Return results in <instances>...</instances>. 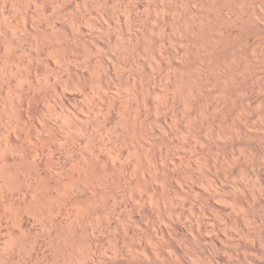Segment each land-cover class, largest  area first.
Here are the masks:
<instances>
[{
  "label": "rangeland",
  "instance_id": "1",
  "mask_svg": "<svg viewBox=\"0 0 264 264\" xmlns=\"http://www.w3.org/2000/svg\"><path fill=\"white\" fill-rule=\"evenodd\" d=\"M29 2L32 4L30 8L27 6L30 4L26 5V3ZM47 22H55L57 26L54 25L52 28H58H55V30H58L56 32L62 37L63 35L65 36L66 33H70L71 36H69L73 38V33H71L72 31L70 28L79 26L80 28L77 29V27H74V29L77 31L82 29V33L80 31L81 36L78 34L79 32L77 33L80 40L77 38L78 41H76L74 48L63 45L57 53H53L54 55L52 54L53 56H51L49 53H52V48L49 44V38L43 35L46 34L45 32H49V30L50 32H54V30H51L49 26L47 27L50 29H46L47 27L45 25H47ZM0 24L4 31L10 30L7 31V33L5 31L6 35H4L5 33L0 34L1 38L10 34L11 28H14V30L16 28L20 38H22L20 39L22 40V43L20 42L22 47L19 43L20 48L17 46L18 49H16V39L13 40L16 44L13 41L8 42L11 46V43H14L12 48H15L16 51L12 48L11 50L19 54L25 53L24 55L22 54L24 58L20 63L23 64L24 62L28 68L31 65V70L27 68L29 71L24 66L27 70L25 71L24 68V70L21 68L23 65L20 64V68L24 72L20 69L23 75L18 76L26 77L31 73L32 76L29 74L25 80L29 78L27 81H33V83H35V74L37 80L40 79L39 81L45 80L41 79L45 76L48 82L51 81L49 83L45 81L46 84H44V81L43 83H39H42L41 86L44 85V87L40 86L41 88H39L41 90L39 91L38 89V92L46 96L44 97L42 95L41 97H44V100L47 98V104L52 102L55 105L50 95L53 97L55 94H52V92L61 88V85L63 88L64 85V82L58 80L54 81L56 74H58L57 76H61L62 79L64 77L63 81H65L66 78L69 79V76L74 77L72 75L79 74L82 81L81 83L89 90L92 85L98 86L103 84L100 94L105 90L108 95L105 96L104 94L101 101H98V106L95 108L93 107L95 106L94 102L84 105L83 103H87V100L85 101V99H83L82 94L80 96V93L71 92L70 89L72 88L73 81L71 78L69 80L66 79L67 84L68 81H70L69 83L71 85H68L69 92H65H68V95H63V101L65 104L68 102L67 104L69 106H66L67 108L70 107V109L67 110L69 112L73 110L74 112L72 111L70 114L69 112L66 113L67 110L64 112L71 115V117H73V113H76L79 117L78 119H75L77 117H73V120L69 119L73 121L72 123L75 127H73V131L78 127L76 126L78 121V125L83 128L81 131L84 130L83 133L92 132L94 131L93 129L97 128L98 134L96 130L92 132V134L95 133V136L97 134L95 138L98 141H95L96 143L98 142L96 144L99 145L97 146L98 148L100 147L101 150H103L105 145H110L114 142L115 146L114 144L110 145V149L113 146L116 147H113L116 149V152L112 148L113 151L110 152V149H108L109 151L105 153L104 150H107L106 147H109L106 146L102 152L104 154H102L100 152L101 150H97L98 148H96L94 138L93 143L89 141L94 135H89L91 138L87 143V138L85 135L81 134L80 130L77 128V135L79 133V137H81L76 141H78L80 145L78 142L74 143H78V147L73 145L75 147H72L71 151L72 154L73 152L77 153V151L79 154L72 155L70 153L71 157L68 158L69 160H73H66L65 158L67 157H65L64 154H66V156L68 154L64 147L67 148L68 146L63 136L65 135L64 137H66L67 133L64 132V135L62 133L64 127L67 128V126H69L71 128H68L72 130L73 125H71V123L69 124L68 122L70 121L67 119L65 120L67 121L66 124L64 123L66 126L61 127L62 121L64 120H61L62 118L56 114L58 110H61L63 113L62 108L59 109L61 105L57 98L58 95L54 97L58 100V105L60 106H55L58 110L55 107L53 108L55 112L51 109V111H53L51 115L53 117H51L49 114H46L49 113V107L46 106V102L44 100L42 101L35 93L39 86V84H36L39 81L34 84L37 86V88H35L36 86L34 87V91L31 88L34 92L33 96L35 97L31 99V97L33 98V96H31L32 91L28 89V83L26 84V82H24V77L21 78L23 81L19 78L20 81L24 83V85L22 84L23 86H21L24 88L20 87V89L27 88L29 94L27 89H25L26 91L23 90L25 93L20 91L19 85H17L18 83L15 85L18 79L16 80L15 77L12 78L14 83L11 80L12 83L10 85L13 84L12 86L18 87V89L17 87L14 88L17 89L15 94H19L18 91H20L19 96L22 98L20 102L19 96H17L18 99H14L15 101L12 100L17 94L15 95L14 92L10 90L12 87L9 89L7 85L1 84L2 79L0 78V90L2 95L0 98L1 109H3V107H5L4 104H6L7 108L10 106V110L5 108L8 110L6 112L9 114L10 111V113L14 114L13 111H15L17 107V109L21 108L20 103L24 101L21 105L22 108L16 110L15 118L18 117L16 119L13 118L11 121L12 124L14 122L13 125H15V122L17 123L16 128L12 126L10 121L8 123H5L6 121L4 122L8 114H2L4 120L0 117L6 126L8 125L9 127V123L11 124L9 128H5V125L0 121V125H4V127L0 126V129H2V132H0L1 137L6 136V138H8V136H10L8 138L10 142L8 139L6 140L5 137H3L4 139L2 141L0 137V141L3 142H0V147L8 145L5 149H3L4 147L2 148L5 150L4 152L7 150V155L5 153L2 154L3 152L0 153V159L2 160L3 158V161L5 160L4 162L0 161V164L2 162V165L4 163L5 166L4 168L2 165L0 166V169L3 168L5 171L2 170L0 174L5 173L3 174L5 178L9 174V177L7 176V179H5L6 183L2 177L0 178V184L4 182L3 184L6 185L8 182V184L11 185L9 183L11 181L7 180H10V175L12 174L11 176L17 177V180L13 177L14 180L12 179V181L14 182H12V184H17L16 181H18V189H21L22 185L23 187L31 186V189L32 185L27 183V179L30 181L32 177L33 181H31V183L33 184L34 177H36V175H38L37 173L40 171V168L34 167L35 165H40L41 167L42 173H39V177L41 174H43V176L48 174L47 177L52 180L53 178L50 174L52 173L53 177L56 176L58 178L63 169L66 167V169H68L71 161L73 171L74 166H77L79 163H84L85 165V161L90 160V162L87 161L89 163L86 162V165L88 164L87 168L90 166L89 168H93V171H96L94 170V168H96L98 172L101 168L103 172L101 174H104V176L106 175L105 177H107V174L109 177V173H111L110 178L107 177V179H110L107 180L109 183H106V180L104 181L107 186H105V184L98 186L100 185V181L97 180L99 182L98 184L94 179L97 176H92V174L97 173L98 177L100 174L96 171L90 175L89 173H91V171H88L89 169L83 170V168H86V165L77 166L84 171L81 173V178L79 175L77 176V172H79L77 168L75 174L69 169L70 171L68 170V172H72V174L70 173L69 175L66 169V172L63 170L65 173H61L62 178L64 174L67 183L69 182V178H71L72 181H74L73 178H78V181L75 179V183L77 184L79 178L84 180L88 175V180H86L92 182H89L91 186L94 183V185L97 186L96 188H94L95 186H87L88 182L84 181L86 182L85 184L80 180L83 184L79 182L81 185H79V190L85 185L87 186V188L85 186L86 192L82 193L81 191V195L84 194L82 199L79 194L80 192H76L78 188H76L77 185H73L74 183L72 182V188L75 187L76 189L72 190L69 188L70 186L68 187L69 191L65 189L67 196L64 194V197L67 199L61 204L59 202L60 199L64 201L65 198H63V196H58L61 198H59V200H54L57 199V191L64 190L71 182L66 186L64 185L65 187L63 188L61 185L62 181H59V179L58 182H60L62 188L60 189L61 186H59V183H56L59 187L54 186L55 189H58L55 190L52 185H54L53 183L56 181V177L53 181L50 180V182H48L49 180L47 179V183H52L50 188H52V191L54 190V194L49 192V195V184H47L48 186L46 187L48 188H46L45 191L42 189L44 192L42 190L40 192V186L43 185L41 183H44L47 177L44 176V178L41 179L42 177L39 178L37 176L38 179H35L40 186L37 185L38 183L35 181L33 187L37 186L39 190L32 188L33 195H31L30 189L26 192L25 190L27 187L22 188L21 190L25 192L23 195L24 197H22L24 192L22 193L21 190V193L12 190L16 187L15 184L10 186L12 189L7 187L8 190H12L8 192L6 186L2 184L3 186H1L4 189V194L7 192L8 195H5V197L4 194H1L3 197L0 195V253L2 255L4 254L3 260L5 259L7 262L11 260L9 259V257H12L11 253L13 252V254H15L12 260L7 264H92V259L94 260V258H92L91 253L93 252L96 254L93 253V257H95L96 262L98 259V264H264V0H0ZM31 24H34L33 27H37L40 30L37 28V31L33 30L34 28ZM48 32L45 36H49L50 32ZM69 36L67 35L65 38H69ZM1 38L0 45L4 43L1 42ZM8 44L5 45L9 46L8 48L10 49L11 46ZM0 47V53H2L1 56H3V49H5V46L1 45ZM30 50L32 51L31 54L28 53ZM27 53L28 55L30 54L29 58L26 57ZM19 54L17 55L20 57L19 59H21ZM57 54L63 57L72 54L73 67L70 65L72 69H68L67 66L65 67L66 64L63 63L64 66L60 64L63 67L56 65L54 61L55 56L58 59ZM29 59L33 61V63L29 61L31 64L27 65ZM1 61L2 57L0 58V63H2ZM32 64H34V66ZM35 70L37 74L34 72ZM71 70L77 71L78 74H72ZM67 72L71 74L68 77L67 75L69 73L67 74ZM24 73H27V75ZM56 83L57 88L54 87ZM60 83L62 84L59 85ZM4 88H8L9 91H6ZM60 90L62 89L57 91L60 93ZM10 91L13 92V97L9 93ZM57 91H55V93H57ZM8 94H10L9 97ZM25 95L28 99H24ZM75 97L76 99L74 100ZM8 98L11 100L10 103L9 100H7ZM36 98H40L42 102H45V106L41 105L42 102L39 101L40 99L38 100ZM1 99L4 100L2 101ZM16 99L18 100L19 106L15 105L17 104ZM29 99H31V102H29L28 105H32L33 107H31L34 109L27 106ZM35 99L36 101H33ZM48 99H50L51 102H49ZM4 101L6 103H4ZM37 101H39L40 104H38ZM12 102H15L14 105L16 108L10 105ZM35 102L39 107H36L37 104H34ZM75 103H77V105H75ZM23 104L26 108H29V111L32 109V112L26 113L25 111H28V109L25 108L24 111L23 108L25 106ZM73 105H75L78 110H84L86 113L81 111L82 114H87L90 117H85L86 115L84 116L81 113H77L78 110H74L76 107ZM46 107L48 108L45 109ZM91 108L95 109L91 111ZM39 109L42 111H39ZM0 112L5 113V110ZM18 113L20 115H18ZM23 113H33L35 116L40 115V119L45 121L42 122L39 119L40 122L37 123L38 116H36V118L38 117L37 119H34L31 114L27 117ZM53 113L55 114L53 115ZM21 115L23 117H21ZM46 115L48 117H46ZM55 115L60 117L59 121H54V119L58 120V117L56 119ZM80 117L82 119L87 118L89 121L83 119L84 123L83 121L80 123ZM46 118H50L54 123H61L57 126L61 127L62 133L59 131L60 129L56 131L62 135H55L58 134L55 130V134L54 132L47 131L46 127L49 125L51 126L53 123L49 121L51 124H48L49 119L47 120ZM27 119L28 121L30 119L32 120L28 122ZM17 120L20 123L22 122L20 126ZM33 120L36 121L34 122ZM31 121L32 125L35 124L37 129H43L45 127L46 130L44 128V131H46V134L48 132L50 138H63L62 140H65V142L61 139L60 141L66 143V146L61 147L57 144L60 142L58 139V142H56L55 139V141L53 139L49 141V135L47 134L48 136H45L42 133L44 131L41 129L38 130L39 133H42L40 135L36 131V127L33 128L35 125L32 127ZM41 122L48 126L39 127V125L42 124ZM67 123L69 125H67ZM28 124L31 125L32 128H28ZM53 126L57 128V126L53 124L52 129L55 128ZM3 128L5 129L3 130ZM10 128L13 130H9L11 132L8 134L7 131ZM25 128L28 129L26 130ZM69 129H66L69 132L67 139L72 132ZM14 130L25 133L22 134V132H19V134L15 135ZM36 133H38L40 137L33 136ZM52 133L54 136H52ZM140 133L141 135L145 134V136L147 134L145 138L149 141L147 140L148 143L146 142L145 145L151 148V152H148L149 156L146 155L145 157L143 153V155H141L142 159L147 161L148 158H151L152 161L154 160L153 163H157H152L153 166H159H157L158 172L157 170H153L157 169V167L154 166L152 168V164L151 166L148 164L151 163L148 162L150 160H148L147 163L144 162V164L151 167L148 168L152 169L153 173L157 172L156 175H154L152 171L148 173L147 170L150 169H147V166V170H142L143 172L139 171L141 177L144 175L143 173H145V178L147 180L150 179L148 182L144 178H139L140 176L137 175L138 173H134V175L129 174L143 169L142 167H138L141 162L139 160V158H141L139 157L140 152L136 155L128 143L130 142L129 138H135L134 135L136 134L138 138ZM74 134L76 135L75 132ZM88 134L89 133H86V135ZM18 135H20V139L14 137H18ZM25 135H27L28 139L30 135L33 137L29 140H31L33 144H37L35 145L36 147L29 144L30 141H26L27 137L24 138ZM71 136H73V134ZM110 136L116 139L114 142L112 141V143L109 142L112 140ZM43 137H48V139H43L46 145L40 141ZM124 137L128 139L125 138L126 140L124 139L125 141L120 143ZM22 139H25L24 141H26L29 146H27ZM32 139L37 143L33 142ZM4 140L8 142L7 145H5L6 143H4ZM51 140L52 142L54 141L56 145L53 144ZM101 140L102 143L104 142V144L101 143L102 146H100L99 143ZM116 141L120 142L118 143ZM19 142L23 143L19 144ZM106 142L107 144H105ZM150 142L155 146H150ZM12 143L13 146H11ZM47 143L51 144V146L55 145L52 149L57 153L53 150L51 151L49 149L50 145H47ZM64 143L62 145H65ZM9 144L11 148H9ZM14 144H17V146ZM22 144L25 145L28 150ZM39 145L44 146V148L46 146V148L49 147L48 149H44L43 147L42 149L44 150L41 149L47 153H42V151L39 150ZM57 145L61 148L63 153L60 152V148L58 149ZM85 145L88 146L85 147ZM124 145L127 148H125L126 150L122 149L125 147ZM21 146H23V148H21ZM90 146L95 147L94 150H96L92 152V154L95 153L93 156L88 154L90 152L87 151L91 148ZM30 147L32 149L33 147L34 149L37 148L40 152L37 149L32 150ZM83 147L88 148L86 150ZM7 148L12 151L16 148L14 152L17 153L20 150L21 153H24L23 155L19 152L23 157L25 153L31 152L32 154L27 153L24 157L25 162L28 164L24 162L20 154L15 155L14 152L11 150L9 151ZM62 148L65 149V153ZM74 148H76L77 151ZM29 149L33 152H39L38 155L41 153L44 157L42 158L41 155V157H38L35 153L38 157L36 158L34 153ZM80 149L85 150L79 151ZM144 150L147 149L145 148ZM149 150L150 149L147 151ZM90 151H92V148ZM128 151L133 154V158L131 157L132 159ZM10 152H12L14 156L10 155ZM52 152L55 155H53ZM82 152L85 153V156L87 155V158L84 156V158H86L85 161L81 162L82 159L80 158L74 160L77 159L78 157L76 156L81 155ZM97 152H100L101 155H98ZM125 153L129 155L126 156L127 154ZM46 154L49 158L45 156ZM51 154L52 157H50ZM59 154L61 156L62 154L64 155L61 157L62 160L56 157ZM108 154H110V157H106ZM95 155L100 156V158L96 160ZM134 155H136L138 159H135L136 157ZM19 156L21 158H19ZM89 156L95 157L94 160L97 162L95 161L94 163L93 158L91 159ZM102 157L107 162H104ZM124 157L126 161L128 160L127 158L131 160H128L127 163L125 160H122ZM34 158H36L37 161L33 162V160H35ZM40 158H42V160L39 161ZM47 158L51 159L48 160ZM52 158H54V160H52ZM109 158L111 162L116 160L115 166H113L114 162L111 163L108 160ZM56 159L59 160V163H56ZM98 159H100L103 164L111 163L109 166L106 164L108 167L104 165V168H107L105 169L106 171L103 170L107 174L102 170L103 166L100 168L97 166L102 163ZM161 159L163 160L162 162L165 161L163 163L164 167L161 165ZM119 160L123 163L125 161L124 165L127 163V166L125 165V168L123 167L124 165L120 166L123 163ZM51 161L53 162L51 163ZM73 161L74 164L77 163V165L73 166ZM29 162H31L30 165ZM46 162L49 165H46L49 169L51 164L54 166L53 163H55V166L58 168H60V165L61 167L65 165V168L62 167L63 169L60 168L59 170L61 171H59L58 168L56 170L54 166L52 167L53 169L51 168L52 170L50 169L46 172L45 169L47 167L44 166ZM158 162L160 163L158 164ZM136 163L138 170L134 169ZM116 166L117 168L119 166L123 167L124 170L121 168L122 171H117L115 168ZM162 167L165 170H163ZM10 168L13 170V173H11L12 171H10ZM25 168H28L27 171L29 175H27ZM20 169L23 171L21 170V172ZM29 169L32 170V172L29 171ZM34 169L39 171H34ZM42 170H44V172ZM112 170L116 172L114 171V173ZM86 171L88 172L87 175H85L87 173ZM110 171H112L114 175ZM14 173L15 175H13ZM20 173H22V176L24 175L23 177L25 179L19 175ZM30 173H32V176H30ZM65 174H67V176L72 175L73 177L71 176L68 178ZM115 174L117 175L116 177H114ZM126 174H128L127 176L129 179ZM102 175L100 176L101 183H103L102 178H104ZM129 175L133 178L131 179ZM157 175L158 177H155ZM82 176H85V178L83 179ZM148 176L150 178H148ZM153 176L155 177L154 179ZM18 177L23 178V180L19 179L21 180L19 181ZM100 177L98 179H100ZM117 177H120V179L118 178L114 180L116 181L114 182L113 178L116 179ZM125 178H127V180ZM137 178H139L140 181L145 180L143 182L144 186H141L144 189L147 187V190L142 192L141 190L144 189H141L142 187L140 185L139 189L141 190L138 189L136 183L139 182H137L139 179ZM157 178L159 183L156 181ZM39 179H41V183ZM111 179L112 182L110 183ZM22 181L23 184L20 185ZM24 182H26L27 185ZM67 183L65 182V184ZM45 185L43 187H45ZM160 185L163 186L161 187ZM34 190L35 192H33ZM63 190L59 193H62ZM138 190L139 192L141 191V193L146 192L144 195L141 194L143 198L146 195L144 199L141 198V195L140 198L137 196L139 195L137 192ZM73 191L77 193V196L74 195L75 193H73ZM1 192L0 190V193ZM9 192H13L16 197H20H15L13 200L12 197H14V195L11 197ZM34 195L37 196V198L34 199L36 203H31L30 201H34L32 198ZM45 195L47 197L48 195L51 196V204L48 203L50 197L47 198V203L44 202L46 200ZM68 195H71V197ZM73 195L77 198H81L77 199L81 203L77 201V204H80H78L79 207H73L77 205L76 203L74 204L76 199L72 197ZM147 195H149V197ZM53 196L55 197L54 199ZM44 197L45 200L42 203ZM40 198H42V200ZM72 199L73 201L75 200L73 204ZM67 200L68 204L66 203ZM81 200L83 201L81 202ZM137 200L139 201L137 202ZM57 201L59 204H56ZM8 202L11 203V206ZM53 203H55V206L57 205V208L64 203L67 204H65L66 206H70L71 204V206L73 205L72 208L70 206V209L68 206V209H70L69 211L73 210V213L70 212L71 214H69V211L64 205L63 207L60 206L62 207L60 210H67L68 212L64 215L62 211H59V214L57 212L58 210H55L57 208L53 206ZM30 205H32L33 208H31L32 206ZM52 208H54V212L51 210ZM48 211L50 213L53 212L51 214V216L54 214L52 218H50L49 214L47 215ZM160 213H162V215ZM66 215H68L69 218H67ZM154 218L156 220H153ZM162 220L163 223H161ZM19 221L21 226H19ZM6 241H9L11 243L10 246H12L11 248L14 249L11 252L12 249L8 246L11 252L8 258L6 256L7 254L5 255V253H3L4 250H1L3 247L7 248V246L5 247ZM18 250H21V252L19 251V253ZM89 250L91 253H89ZM6 251L8 250L6 249ZM85 256L87 258L90 256L91 259L89 260ZM4 262L2 263L4 264Z\"/></svg>",
  "mask_w": 264,
  "mask_h": 264
},
{
  "label": "bare ground",
  "instance_id": "2",
  "mask_svg": "<svg viewBox=\"0 0 264 264\" xmlns=\"http://www.w3.org/2000/svg\"><path fill=\"white\" fill-rule=\"evenodd\" d=\"M30 1H31V0H30ZM27 2H28V1H27ZM27 4H30V2H29V3H26V5H27ZM31 5H32V4L27 5V6L30 8ZM28 7H27V9H28ZM72 23H75V22H72ZM46 24H47V25H45L46 27L49 26V27L51 28V30H54L55 33H58V32H56V31H58V30H55L56 27H55V28L53 27L54 29L52 28V26H54V25L57 26V24H55V22H47ZM75 24H76V23H75ZM0 25H1V24H0ZM31 25H32V24H31ZM31 25H30V27H31ZM33 26H34V24L32 25V27H33ZM69 26H70V25H69ZM15 27H16V25H15ZM17 27H18V26H17ZM46 27H45V28H46ZM49 27H47L46 29H48ZM59 27H60V26H59ZM74 27H77V29L80 28L79 26H74ZM74 27H72L73 30H72V28H70L71 31H72L71 33H73V35H72L73 38L70 37V36H71L70 33H68V34L66 33L68 36L70 35L69 38H68V37L65 38V36H67L66 34H65V36L63 35V37H62L59 33L56 34V35H54L55 33L51 31L52 33H54V34H52V33L50 32V30H49L50 33L47 31V32L49 33V36H50V37H49L48 35L45 36V35L47 34V32H45L46 34L43 33V34H45V35H43L44 37H48V38H49V44H50V47L52 48V50H51L52 53H51V52L49 53L51 56H53L55 53H57V51L60 50V49L62 48L63 45L68 46L69 48H74V46L76 45V41L80 40V37H78V34L80 35V31L82 30V29H80L79 31H77L76 29H74ZM1 28H2V26H0V34H4L5 31H6V33H7V31H10V30H5V31H4L3 28H2V30L4 31V32H3V31L1 30ZM33 28H34L33 30H36V31H37V29H39V28H37V27H36L37 29H36L35 27H33ZM50 28H49V29H50ZM27 29H28V26H27ZM56 29H58V28H56ZM39 30H40V29H39ZM39 30H38V31H39ZM69 31H70V30H69ZM16 32H17V29H16V28H15V30H14V28H11V33H10L11 35L8 34V35H7L6 37H4V38H1V37H0V38H1V42H4V43H2L1 45H2V46H5V47H4L5 49H3V51H4V52H3V56H1L2 53H0V58L2 57V61H1L2 63H0V76H2V77H0V78L2 79L1 84H5V85H7L9 89L12 87L10 90H12V91L14 92V94H15V91L18 89V87L16 86L17 89H15L16 87H15V86H12L13 84L10 85V84L14 81V80H12V78L15 77L16 80L18 79V80H17L18 82H16V80H15V82H16L15 85L18 83L17 85H19V89H20V87L24 85V83L21 82L20 79H21L22 77H24V76L19 77L18 75H23V72H24L23 70H24L25 68H26V69L28 68V66H26V64H24V62H23V64L20 63V61L23 60V58H24L23 55H24L25 53L23 54V53L21 52V53L23 54V55H22V54H19V53H16V52H15L16 49H18V47H19V43L22 41V40H20V39H22V38H20L19 33H18V32L16 33ZM78 32H79V33H78ZM6 33H5L4 35H6ZM77 33H78V34H77ZM81 33H82V31H81ZM4 35H1V36H4ZM9 35H10V36H9ZM57 35H58V36H57ZM59 36H60V37H59ZM80 36H81V35H80ZM77 38H78V40H77ZM14 39H16V40H15V42L17 43L16 47L18 46L16 49H15V48H14V49L12 48L13 44L15 43V42L13 41ZM2 40H3V41H2ZM12 41H13L14 43H11V44H12V46H11L10 44H8V42H12ZM6 42H7V43H6ZM16 43H15V44H16ZM21 43H22V42H21ZM21 43H20V46H21ZM5 44H6V45H7V44L10 45V46H11L10 49L8 48L9 46H6ZM1 45H0V46H1ZM31 45H32V44H31ZM32 46H33V45H32ZM21 47H22V46H21ZM0 48H1V47H0ZM11 48H12L13 50H15V51L11 50ZM19 48H20V47H19ZM21 49H23V48H21ZM21 49H19V50H21ZM49 49H50V48H49ZM49 49H48V50H49ZM23 50H24V49H23ZM23 50H21V51H23ZM1 51H2V50H1ZM30 51H31V50H30ZM30 51H29L28 53L31 54L32 51H31V52H30ZM49 51H50V50H49ZM23 52H24V51H23ZM15 53H16V54H15ZM28 53L26 54V55H27L26 57L29 58V55H30V54L28 55ZM53 53H54V54H53ZM17 54H19V55L21 56V59H19L20 57H19ZM52 54H53V55H52ZM158 55H159V54H158ZM159 56H160V55H159ZM159 56H158V57H159ZM57 57H58V59H57L56 56H55V61H54V62L56 63V65H58V66H62L63 64H66L65 67L67 66L68 69H69V68L72 69V68H71V67H73V65H72V61H73V60H72V59H73V58H72V54H68L66 57H63V56H61V55L58 56V54H57ZM59 57H60V58H59ZM31 58H32V55H31ZM32 60H33V59H32ZM29 61L33 63V61H31V60L29 59L27 65L31 64V63H29ZM21 62H22V61H21ZM62 63H63V64H62ZM20 64L23 65V66L21 67L22 69H23L24 66H25V68H24L23 70L20 68ZM60 64H62V65H60ZM32 65L34 66V64H32ZM70 65H72V66L70 67ZM63 66H64V65H63ZM63 66H62V67H63ZM30 67H31V65L29 66V68H30ZM65 67H64V68H65ZM29 68H28V69H29ZM20 69L23 71V72L21 71L22 73L20 72ZM26 69H25V71L28 70V69H27V70H26ZM32 69H33V68H32ZM74 69H75V68H74ZM29 70H31V68H30ZM29 70H28V71H29ZM66 70H67V68H66ZM75 70H76V69H75ZM75 70H74V71H75ZM32 71H33V70H32ZM62 71H64V70H62ZM62 71H61V73H62ZM67 71H68V70H67ZM69 71H70V70H69ZM74 71L71 70L72 74H75V73L78 74L77 71H75V72H74ZM19 72H20V74H19ZM34 72H36V74H37V71H36V70H35ZM57 72L59 73L58 70H57ZM27 73H28V72H27ZM27 73H24V74L27 75ZM65 73H66V71H65ZM68 73H69V72H67V74H68ZM29 74L32 76L31 73H29ZM29 74H28V76H29ZM33 74H34V73H33ZM63 74H64V72H63ZM63 74H62V76H63ZM67 74H66V75H67ZM45 75H47V74H45ZM45 75H44V76H45ZM57 75H58V74L55 75L56 77L54 76V77H55V78H54V81H55V80H58V81H60V82H64V83H63L64 85H63V88H62V85H61L62 83L59 84V85H61V88H59V89H62V90H60V91H61L60 93H59V91H57V90H59V89H57V90H54V89H53L54 91L52 92V94H55V95H53V97H52V95H50L51 98H53L52 101H54L55 105L51 102L50 99H48V100H49V102H51V103H50V104L48 103V104H49V105H48V104H47V101H46L47 98H45V100H44V97H46V96H44V95L42 94V95L44 96V97L42 98V97H41V96H42L41 93L39 94V92H38V89H39V91H40V90H41L40 88H41V87H44V85L41 86V84L43 83V81H44V82L47 81L46 78H45L46 76L43 77V78H41V79H45V80H43V81H42V80L39 81L40 79L37 80V77H35V74H34V80H35V78H36V82L39 81L36 85H38L40 82H42L41 84H39L38 88H37L36 85H34L36 82L33 83V81H30V82L27 81L29 78H28L27 80H25L26 77H28V76L24 77V80H25L24 82H26V84L28 83L27 86H28V89H29V90H31V88H32L33 91H34V89L37 88L36 91H35L36 95L39 96V97L42 99V101L44 100V101L46 102V106H48V107L50 108V109H49L48 107L45 108V109L48 108V112H49V113H46L47 115L49 114V115L51 116V115H52V112H53V111L55 112V110H54L53 108H54L56 105H57V106H60V105H61L59 109L62 108L63 113L61 112V110L59 111V110L57 109V107H55V108L58 110V112H59V113L56 112V114L62 118L61 120H64V121H65V120L68 119V121H70V122H68V123H69V124L71 123V125H73V123H72V122H73V121H72V120H73V117H77V118H75V119H78L79 117H78V115H77L76 113H73L75 116L72 115L73 117H71V115H69V114L72 113L73 110H70L71 112H69L67 109H70V107L67 108V106H66V105H68V104H67L68 102L65 104L64 101H63V100H64V99H63V98H64L63 95H65V94H67V93L69 92V86H68V85L70 84V83H69L70 81H68V84H67L66 79H68V78H66L65 81H63L64 77H63V79H62L61 76H57ZM59 75H60V73H59ZM69 75H71V74L69 73V74L67 75V77H68ZM78 75H79V74H78ZM78 75H72V76H74V77H70V76H69V79L71 78L72 81H73V82H72V83H73V84H72V88L70 89L71 92H74V93H75V92L80 93V96H81V94H82L83 99H85V101L87 100V103L84 101L85 103H83V104L86 105V104H89L90 102H94V103H95V106H93V107L96 108V107L98 106V101H101V99L103 98V95H104V94H105V96L108 95V94H107V91L104 90L103 93L100 94V91H101L102 88H103V84H100V85H98V86H96V85H92V86H91V89L89 90L87 87H85V86L81 83V82H82V81H81V77H80V75H79V76H78ZM17 76H18V77H17ZM31 76H30V78H31ZM47 76H48V75H47ZM38 77H39V76H38ZM19 78H20V79H19ZM59 78H60V80H59ZM73 78H75V79H73ZM1 79H0V80H1ZM47 79H48V78H47ZM69 79H68V80H69ZM11 80H12V82H11ZM21 80L23 81V79H21ZM32 80H33V79H32ZM48 80H50V79H48ZM2 82H3V83H2ZM47 82H48V81H47ZM49 82H51V81H49ZM49 82H48V83H49ZM13 83H14V82H13ZM54 83H55V82H54ZM57 83H58V82H57ZM57 83H56V86H54V87H56V88H57ZM1 84H0V85H1ZM22 84H23V85H22ZM44 84H46V82H45ZM51 84L54 85L53 83H51ZM70 85H71V84H70ZM7 86H6V87H7ZM27 86H26V87H27ZM35 86H36V87H35ZM40 86H41V87H40ZM14 87H15V88H14ZM34 87H35V88H34ZM39 87H40V88H39ZM8 88H7V89H8ZM21 88H24V87H21ZM56 88H55V89H56ZM4 89H5V88H4ZM7 89H5V90H6V91H9V89H8V90H7ZM25 89H27V88H25ZM25 89H20V91H22V92L25 93V91H26ZM28 89H27V92H28V94H29V90H28ZM23 90H25V91H23ZM20 91H18L19 94H20ZM31 91H32V90H31ZM33 91H32V95H31V96H33V94H34ZM55 91H57V93H55ZM66 91H68V92L65 93ZM13 92H11V91L9 92V93L12 95V97H13V95H14V94H12ZM10 94H8V97L10 96ZM16 94H17V93H16ZM16 94H15V95H16ZM19 94H17L16 96H14L12 100L15 101L14 99L17 98V96H19ZM22 94H23V93H22ZM30 94H31V93H30ZM6 95H7V94H6ZM56 95H58L57 98H58V100H59L60 105H58V104H59V103H58V100H56V98H55ZM67 95H68V94H67ZM1 96H2V95H1V90H0V98H1ZM22 96H24V95H22ZM27 96H28V95H27ZM31 96H30V97H31ZM37 96H36V97H37ZM54 96H55V97H54ZM19 97H20L19 100H20V102H21V99H22V98H21V96H19ZM10 98H11V97H10ZM10 98H8L7 100H9ZM25 98H27L26 95H25L24 99H25ZM34 98H35L34 96H33V98L31 97V99H34ZM40 98H36V99L39 100ZM54 98H55V99H54ZM17 99H18V98H17ZM17 99H16V100H17ZM27 99H28V98H27ZM27 99H26V100H27ZM31 99H29V101H28V103H27V106L30 107V108L33 107L32 105H28L29 102H31ZM36 99L33 100V101H36ZM41 99L39 100L40 102H42ZM75 99H76V97L74 98V100H75ZM77 99H78V97H77ZM80 99H81V98H80ZM1 100H2V99H1ZM3 100H4V99H3ZM3 100H2V101H3ZM26 100H25V101H26ZM55 100H56V101H55ZM65 100H66V99H65ZM78 100H79V99H78ZM2 101H1V104L3 105ZM39 101H37L38 104H40ZM10 102H11V100H9V103H10ZM45 102H42L43 104L41 103V105L45 106V105H44ZM76 102H77V101H76ZM4 103H6V102L4 101ZM14 103H15V102H14ZM14 103L12 102L10 105H12V106H15V105L19 106V104H18V100L16 101L17 104L14 105ZM22 103H24V101H23ZM22 103H20V104L22 105ZM37 103L35 102L34 104H37ZM30 104H31V103H30ZM34 104H33V105H34ZM38 104H37V105H38ZM21 105H20V107L22 108ZM23 105H24V104H23ZM37 105H36V107H39V105H38V106H37ZM75 105H77V103H75ZM75 105H73V106H75ZM84 105H83V106H84ZM4 106H5V107L2 106L3 109L0 108V111H4V110H5V113H4V112H2V113L0 112V114H1V115H0L1 119H3V118H2V116H3L2 114H4V115H5V114H8V113L6 112V111H8V110L5 109V108H7V107H6L7 105L4 104ZM24 106H25V105H24ZM31 106H32V107H31ZM34 106H35V105H34ZM43 106H42V107H43ZM68 106H69V105H68ZM28 107L26 108V106H25V107L23 108V110L25 111V108H26V109H28V111H27V110L25 111L26 113H28V112H32L31 110L34 109V108H32V109L29 111V108H28ZM75 107H76V106H75ZM79 107H80V106H79ZM86 107H87V106H86ZM9 108H10V106H9L7 109H9ZM15 108H16V106H15ZM17 108H18V107H17ZM17 108H16V110H20V109H21V108H19V109H17ZM43 108H44V107H43ZM83 108H84V107H83ZM95 108H93V109H95ZM51 109H52L53 111H51ZM76 109H77V107H76L74 110H76ZM80 109H81V107H80ZM91 109H92V108H91ZM93 109H92L91 111H93ZM9 110H10V109H9ZM16 110L13 111L14 114H13V113H10V111H9V114H10V115L8 114L9 116L7 115V117H5L6 120L3 119L4 122L6 121L5 123H8V122L10 121V123L12 124V122H11L12 119H13V118L16 119V118L18 117V116H17V117L15 118V116H16L15 113L17 112ZM23 110H21V111H23ZM37 110H38V109H37ZM49 110H50V111H49ZM65 110H67L66 113L69 112V114H66V113L64 112ZM77 110H78V109H77ZM77 110H76V111H77ZM86 110H87V109H86ZM88 110H90V109H88ZM34 111H35V110H34ZM39 111H42V110L39 109ZM78 111H80V112H78ZM78 111H77V113H79V114H80V113L82 114V112L86 113L84 110H83V111H82V110H78ZM81 111H82V112H81ZM11 112H12V110H11ZM36 112H38V111H36ZM73 112H74V111H73ZM87 112H88V111H87ZM89 112H90V111H89ZM38 113H39V112H38ZM50 113H51V114H50ZM84 113H83L82 115H84V116L86 115L85 117L89 116V115L84 114ZM21 114H22V113H21ZM23 114H24V113H23ZM30 114H31V113H29V114H24V115H26V116L28 117V115H30ZM42 114H44V113H42ZM54 114H55V113H53V115H54ZM18 115H20V114L18 113ZM31 115H32V118H34V119L36 118V116H38V115L35 116L33 113H32ZM47 115H46V117H48ZM76 115H77V116H76ZM95 115H96V114H95ZM26 116H25V118H26ZM33 116H34V117H33ZM39 116H40V115H39ZM39 116H38V117H39ZM43 116H44V115H43ZM58 116L55 115L56 119H57ZM69 116H70V117H69ZM79 116H80V115H79ZM21 117H23V116L21 115ZM38 117H37V118H38ZM40 117H41V116H40ZM40 117L38 118L37 123L40 122V121H39ZM51 117H53V116H51ZM60 117H58V120H55V119H54V121H59V120H60ZM89 117H90V116H89ZM89 117H88V118H89ZM95 117H96V116H95ZM29 118H30V117H29ZM29 118H28V119H29ZM37 118H36V119H37ZM63 118H64V119H63ZM91 118H92V117H91ZM1 119H0V121H1V123H3ZM19 119H20V118H19ZM19 119H18V120H19ZM28 119H27V121H28ZM46 119H47V118H46ZM48 119H49V120H48ZM48 119H47L48 122L50 121V122H52V123H53L54 125H56V126L61 124V123H60V124H57L58 122H55V123H56V124H55L53 120L51 121L50 118H48ZM52 119H53V118H52ZM69 119H72V120H69ZM81 119H82V118L80 117V119H79V120H80V123H82V121H83V123H84V120H86L87 118H86V119L83 118L84 120H83V119L81 120ZM98 119H99V118H98ZM18 120H17V121H18ZM24 120H26V119H24ZM30 120H32V119H30ZM30 120H29V121H30ZM40 120H41V119H40ZM87 120H88V119H87ZM87 120H86V121H87ZM90 120H91V119H90ZM13 121H15V120H13ZM27 121H26V122H27ZM29 121H28V122H29ZM33 121L35 122L36 120H33ZM41 121L43 122V121H45V120L42 119ZM64 121H62V122H63V123H62L63 126L61 125V127L66 126L65 124H66L67 121H65V122H64ZM74 121H75V120H74ZM88 121H89V120H88ZM34 122H33V123H34ZM42 122H41V123H42ZM50 122H49L48 124H51ZM60 122H61V121H60ZM10 123H9V127H10V125H11ZM21 123H22V122H21ZM21 123L18 121L19 126H20ZM30 123H31V125H32V121H31ZM37 123H36V124H37ZM45 123H46V122H45ZM64 123H65V124H64ZM68 123H67V125H69ZM75 123H76V122H75ZM3 124H4V123H3ZM3 124H1L0 126H3V127H4L5 124H4V125H3ZM13 124H14V122H13ZM13 124H12V126H14V127L16 128L17 123L15 122V125H13ZM23 124H26V123H23ZM23 124H22V125H23ZM53 124H52V125H53ZM76 124H77V125H76ZM76 124H75V125L78 126L77 128H78V130H80V133L83 134V135H85V137L87 138V139H86L87 143H88L89 141H92L91 143H93V138H94V141L96 140L95 137H96L97 134H98V133H97V128H96V127H94V128H96V129H93V128H92V129L94 130V131H92V132H95V130H96V133H97V134H96V136H95V133L92 134L91 131H90L91 133H90V132H85V133H83L84 130L81 131V129H83V128H81V126L78 125V124H79V121H78V123H76ZM31 125L28 124V128H32L33 125H35V124H33L32 127H31ZM40 125H42V126H40ZM40 125H39V127H43V126H45L46 124L44 125V123H42V124H40ZM52 125H51V126H50V125H49V126L46 125V126H48V127H46L48 132H54V130L56 131L57 129H60L59 131L62 133V131H61V127H60V126H57V128H56L55 126H53V127H55L56 129H55V128L52 129ZM71 125H70V126H71ZM81 125H82V124H81ZM23 126H24V125H23ZM23 126H22V127H23ZM26 126H27V125H26ZM37 126H38V124H37ZM82 126H83V125H82ZM6 127H8V125H7V126L5 125V128H6ZM9 127H8V128H9ZM22 127H21V128H22ZM24 127H25V126H24ZM35 127H36V125H35L33 128H35ZM68 127H69V126H67V128L64 127V129L62 128V129H63V133H62L63 135H64V132L67 133V134H66L67 136L69 135V132H68L66 129H69V128H71V127H69V128H68ZM73 127H74V125L72 126V130L69 129L70 131H72V132H71V135L73 134V136L70 135L71 137L69 136L68 139H67V136H66V137H64L65 135L63 136V138H65V140H66V142H67V146H68L67 148L64 147V146H66V143H64L65 140H62L63 138H60V139H61L62 141H64V142L60 141V139H58L59 137H57L56 139L53 138V137L50 138V135L48 134V132H47V134L49 135V139H48V137H45V138H47L49 141H50V139H53V140L55 139L56 142H58V141H57V139H58L60 142L57 143V144H59L61 147L63 146V147L66 149L67 154L69 155V156H68V155L66 156V154H64L65 157H67V158H68V157H69V158L71 157V155H70V153L72 154L71 149H72V147L77 146V144H78L79 142L76 141V140H79L80 137H81V136L79 137V133H78V135H77V128L75 129V131H73L74 128H75V127H74V128H73ZM0 128H1V127H0ZM5 128H3V130H4ZM12 128H13V127H12ZM12 128L8 129V131H7L8 134H9V132H11V131L13 130ZM18 128H19V127H18ZM28 128H27V129H28ZM44 128H45V127H44ZM44 128H43V129H41V128H38V129H37V127H36V131L38 132L39 129H41L42 131H44ZM46 128H45V130H46ZM25 129H26V128H25ZM25 129H24V130H25ZM27 129H26V130H27ZM92 129H90V130H92ZM0 130H1L0 132H2V129H0ZM9 130H11V131H9ZM32 130H33V129H32ZM32 130H31V131H32ZM34 130H35V129H34ZM41 130H40V131H41ZM52 130H53V131H52ZM64 130H65V131H64ZM14 131H15V130H14ZM36 131H35V132H36ZM127 131H128V130H127ZM16 132H18V130L15 131V135L19 134L20 131H19L18 133H16ZM21 132H22V131H21ZM21 132H20V133H21ZM28 132H30V131H28ZM44 132H45V133H44ZM44 132H42V133L46 136V135H47V134H46V131H44ZM56 132H58V131H56ZM74 132L76 133V135L74 134ZM13 133H14V132H13ZM24 133H25V132H22V134H24ZM31 133H32V132H31ZM38 133H39V132H38ZM38 133H36L37 135L35 134V135H33V136H38L39 134H40V135L42 134V133H39V134H38ZM86 133H89V134L86 135ZM128 133H129V132H128ZM146 133H147V132H146ZM11 134H12V133H11ZM11 134H10V135H11ZM22 134H21V135H22ZM52 134H53V133H52ZM54 134H55V132H54ZM54 134H53L52 136H54ZM59 134H60V133L58 132V134H55V135L58 136ZM62 134H60V135H62ZM91 134L94 135V137L92 136V139H90V138H91V137H90ZM3 135H5V134H3ZM48 135H47V136H48ZM83 135H82V137H83ZM89 135H90V136H89ZM136 135H137V134H136ZM136 135H134L135 138H132V139H130L129 136H128V138H129V140H130V142H128V143H129V145L131 146L132 151L135 152L136 155H137L138 152H140V156L138 155L139 157H141V155H143V153H144V156H145V157H146V155L149 156L148 154L151 152V148H150V147H146L147 145H145V143H146L147 140H148V139L146 140V138H145V137L147 136V134H146V136H145V134H144V135H143V134L141 135V133H140V134H139L140 136H139L138 138H137ZM11 136H12V135H11ZM130 136H131V135H130ZM0 137H1V135H0ZM3 137L6 138V136H2V137H1V140H2V141H3V139H4ZM9 137H10V136H8V138H9ZM14 137L20 139V138H19L20 135H18V137H17V136H14ZM22 137H23V136H22ZM22 137H21V138H22ZM26 137H27V135H25L24 138H26ZM38 137H40V136H38ZM110 137H111V136H110ZM132 137H133V136H132ZM8 138H6V140H7ZM11 138H12V137H11ZM31 138H33V137L30 135V136H29V139H31ZM45 138L43 137L42 140L40 139L41 143L43 142V139H45ZM83 138H84V137H83ZM125 138H126V137L122 138V141H121V142L119 141V142L122 143V142H124L126 139H128V138H126V139H125ZM27 139H28V137L26 138V141H27V142L30 141L29 144H32V145H34V146L37 145V144H33V143L31 142V140H29V139L27 140ZM34 139H35V138H34ZM89 139H90V140H89ZM97 139H98V138H97ZM99 139H100V138H99ZM111 139H112V140H111ZM111 139H110L111 141H109L110 143H112V141L114 142V141L116 140V139H114V138H112V137H111ZM124 139H125V140H124ZM8 140H9V139H8ZM14 140H17V139H14ZM24 140H25V139H22V141H24ZM48 140H47V141H48ZM55 140H54V141H55ZM88 140H89V141H88ZM2 141H0V142H2ZM19 141H20V140H19ZM26 141H24V143H26ZM32 141H33V142H36V141H34L33 139H32ZM37 141H38V140H37ZM54 141L52 142V140H51V142H52L53 144L56 145V143H55ZM96 141H98V140H96ZM96 141L94 142L95 145L98 143V142L96 143ZM127 141H128V140H127ZM148 141H149V140H148ZM9 142H10V140H9ZM11 142H12V141H11ZM45 142H46V141H45ZM76 142H78V143H77V144H74V143H76ZM116 142H118V141H116ZM119 142H118V143H119ZM2 143H3V142H2ZM4 143H6L5 145L8 144V142L5 141V140H4ZM14 143H15V142H14ZM21 143H23V142H21ZM21 143L19 142V144H21ZM36 143H37V142H36ZM48 143H49V142H48ZM48 143H47V145H50V148H49V147H48V148L52 151V150H53L52 147H54L55 145H54V146H51V144H48ZM63 143H64L65 145H62ZM99 143H100V146H102V145H101L102 140H101V142L99 141ZM147 143H148V142H147ZM38 144H40V143H38ZM43 144L46 145V143H44V142H43ZM43 144H42V145H43ZM53 144H52V145H53ZM102 144H104V142H103ZM105 144H107V142H106ZM112 144H114V146H115V142L112 143ZM112 144H110V145H112ZM124 144H125V143H124ZM152 144H153V143H152ZM152 144H151V142H150V146H155V145H152ZM2 145H3V144H2ZM14 145L17 146V144H14ZM22 145H23V144H22ZM26 145L29 146L28 143H26ZM40 145H41V144H40ZM40 145H39V146H40ZM73 145H75V146H73ZM79 145H80V143H79ZM89 145H90V144H89ZM92 145H94V144H92ZM95 145H94V146H95ZM110 145H108V144L105 145V147H106V146H109L108 148L106 147L107 150H104L105 147H104V145H103L104 148H103V147H102V148H103V150L105 151V153H106V151H107V152L109 151L108 149H110V147H111ZM122 145H123V144H122ZM126 145H128V144H126ZM0 146H1V143H0ZM11 146H13V143L11 144ZM23 146L25 147V145H23ZM23 146H21V148H23ZM30 146H31V145H30ZM57 146H58V145H57ZM86 146H88V145H85V147H86ZM97 146H99V145H96V148H98ZM114 146H113V147H114ZM117 146H118V145H117ZM124 146H125V145H124ZM3 147H4V146L0 147V153L3 152L2 154L5 153V154L7 155V153H8L7 150H6V152H4L5 150H3V149H5V147H8V145L5 146L4 148H3ZM35 147H36V146H35ZM37 147H38V146H37ZM42 147L44 148V146H40V149H39V147H38V149L41 150ZM46 147H47V146H46ZM46 147H45V148H46ZM77 147H78V146H77ZM85 147H83V148H85ZM90 147H91V146H90ZM90 147H89V148H90ZM113 147H112V148H113ZM119 147H120V145H119ZM127 147H128V146H127ZM2 148H3V149H2ZM9 148H11V147H10V144H9ZM21 148H19V149H21ZM25 148H27V147H25ZM30 148H31V147H30ZM45 148H44V149H45ZM48 148H46V149H48ZM59 148H60V147L58 146V149H59ZM64 148H62V149L64 150V153H65V149H64ZM79 148H80V147H79ZM79 148H77V149H79ZM81 148H82V147H81ZM87 148H88V147H87ZM87 148H85V149L87 150ZM91 148H92V151H90ZM91 148H90L89 150H87V151L90 152V153H88V154H90V155L93 156L95 153L92 154V152H93V151H96V150H94L95 147H91ZM112 148L110 149V152L113 151ZM114 148H116V147H114ZM114 148H113V149H114ZM125 148H126V146L123 147L122 149L126 150L127 148H126V149H125ZM145 148H146L147 150H148V149H150V150H149V151L144 150ZM1 149H2V150H1ZM7 149H8V148H7ZM31 149H32V148H31ZM31 149H29V150H31ZM36 149H37V148H36ZM36 149H34V147H33L32 150H36ZM38 149H37V150H38ZM44 149H42V150H44ZM54 149H56V148H54ZM74 149L76 150V148H74ZM85 149H83V150H85ZM120 149H121V148H120ZM122 149H121V150H122ZM8 150L10 151L11 149H8ZM12 150H13V147H12ZM12 150H11V151H12ZM15 150H16V148H14V151H15ZM23 150H26V149H23ZM27 150H28V148H27ZM32 150H31V151H32ZM39 150H38V151H39ZM42 150H41V151H42ZM50 150H48V151H50ZM83 150L80 149L79 151H83ZM97 150H101V148L99 147ZM103 150H101L100 152L102 153ZM115 150H116V149H114V151H115ZM118 150H119V149H118ZM128 150H129V149H128ZM14 151H12V152H14ZM51 151H50V152H51ZM53 151H54V150H53ZM57 151H58V150H57ZM70 151H71V152H70ZM73 151H74V150H73ZM76 151H77V150H76ZM87 151H86V152H87ZM119 151H120V150H119ZM122 151H123V150H122ZM129 151H131V150H129ZM129 151H128V153L131 154V156H130V158H131L132 155H133L134 153L131 151V152L133 153V154H132V153H130ZM12 152H10V153H11L10 155H13ZM19 152L21 153L20 150H19ZM19 152H18V153H17V152H14V154H15V155H16V154L19 155V154H20ZM25 152H26V151H25ZM32 152H33V151H32ZM39 152H40V151H39ZM39 152L36 151V152H33V153H34V155H35V153H36V155H38ZM45 152H46V151H45ZM45 152L42 151V153H44V154H45ZM50 152H49V153H50ZM54 152H55V151H54ZM60 152H62V151H61V148H60ZM60 152H58V153H60ZM100 152H97V154H98V155H101ZM110 152H109V153H110ZM115 152H116V151H115ZM126 152H127V151H126ZM146 152H147V153H146ZM148 152H149V153H148ZM27 153L30 154L31 152H27ZM27 153H25V156L27 155ZM46 153H47V152H46ZM55 153H57V152H55ZM62 153H63V152H62ZM117 153H119V152L117 151ZM117 153H116V155H117ZM123 153H124V152H123ZM128 153H125V154H127L126 156L129 155ZM145 153H146V154H145ZM21 154L24 155V153H21ZM21 154H20V156L23 157V155H21ZM31 154H32V153H31ZM52 154H53V152H52ZM52 154H51L50 157H52ZM73 154L75 155V154H79V153H78V151H77V153H76V152H75V153L73 152ZM73 154H72V155H73ZM80 154H81V153H80ZM102 154H104V153H102ZM110 154H111V153H110ZM110 154H108V156H106V157H110V156H109ZM112 154H113V153H112ZM121 154H122V153H121ZM125 154H123V155H125ZM8 155H9V154H8ZM36 155H35V156H36ZM40 155H41V153H40ZM40 155H38V157H39ZM48 155H49V154H48ZM53 155H55V154H53ZM64 155L62 154V156H64ZM98 155H95L96 158H95V157H91V156H89V157H90L91 159L93 158V160H94V158L97 160V158H100V156H98ZM116 155H115V156H116ZM119 155H120V153H119ZM136 155H134V156L136 157L135 159H138ZM13 156H14V155H13ZM13 156H10V157H13ZM20 156H19V158H21ZM25 156H24V157H25ZM32 156H33V155H32ZM41 156H42V155H41ZM41 156H40V157H41ZM45 156H47V154H46ZM62 156L59 154V155H57L56 157H58V158L61 159ZM79 156H80V157H79ZM79 156H76V157H78V158H77V159H74V160H78V159L80 158V159H82L81 162H84L85 159L87 158V157H86L87 155L85 156V153H83V152H82V154L79 155ZM84 156H85L86 158H84ZM97 156H98V157H97ZM111 156H113V155H111ZM117 156H118V155H117ZM117 156H116V158H117ZM144 156H143V157H144ZM1 157H2V155H1ZM3 157H4V156H3ZM15 157H16V156H15ZM24 157H23V160H24ZM27 157H29V156H27ZM38 157L36 156V158H38ZM43 157H44V156H42V158H43ZM47 157H48V156H47ZM53 157H54V156H53ZM76 157H75V158H76ZM82 157H83V158H82ZM89 157H88V159H89ZM106 157H105V158H106ZM113 157H114V156H113ZM4 158H5V157H4ZM13 158H14V157H13ZM32 158H33V157H32ZM36 158H34L35 160H33V162H34V161H37ZM42 158H40L39 161L42 160ZM48 158H49V157H48ZM48 158H47V159H48ZM67 158H65V159H66V160H69V158H68V159H67ZM73 158H74V157H73ZM102 158H103V157H102ZM102 158H101V159H102ZM119 158H120V156H119ZM119 158H118V159H119ZM126 158H127V157H126ZM132 158H133V157H132ZM132 158H131V159H132ZM160 158H161V157H160ZM5 159H6V158H5ZM8 159H9V158H8ZM15 159H16V158H15ZM17 159H18V156H17ZM50 159H51V158H50ZM50 159H48V160H50ZM103 159H104V158H103ZM127 159H128V160H131V159H129V158H127ZM146 159H147V158H146ZM6 160H7V159H6ZM13 160H14V159H13ZM26 160H27V159H26ZM31 160H32V159H31ZM31 160H29V161H31ZM45 160H46V157H45ZM45 160H44V161H45ZM48 160H47V161H48ZM52 160H54V158H52ZM56 160H57V159H56ZM56 160H55V161H56ZM61 160H62V159H61ZM70 160H73V159H70ZM70 160H69V161H70ZM96 160H94V163H95ZM98 160H100V159H98ZM106 160H107V159H106ZM108 160L110 161V158H109ZM111 160H112V159H111ZM122 160H125V161H126L125 157H124V159H122ZM128 160L126 161L127 163H128ZM139 160H140L142 163L140 162V164H139L140 166H138V167H140V168L142 167L143 169H139V170H138V168H137V163H138V162H137V163H136V166H135L137 169H136L135 167H134V169H135V170H138V172L135 171V172H133V174H132V172H131V173L128 172L130 175H134V173H135V174L138 173L137 175H139V171H140V172H143L142 170L145 171L147 165L144 164V162L147 163V161L150 160V161H148V162H151V163H148L150 166H151V164L154 162V160L152 161L151 158H148L147 161H144L145 159H142V157H141V158H139ZM139 160H137V161H139ZM0 161H3V158H2V160L0 159ZM4 161H5V160H4ZM4 161H3V162H4ZM27 161H28V160H27ZM44 161H43V162H44ZM79 161H80V160H79ZM79 161H78V163H79ZM87 161L90 162V160H87ZM87 161H85V165H86V162H87ZM100 161H101V160H100ZM119 161H121V160H119ZM125 161H124V163H125ZM162 161H163V160L161 159V165H163V163L165 162V161H164V162H162ZM19 162H20V161H19ZM24 162H25V160H24ZM52 162H53V161H51V163H52ZM61 162H62V161H61ZM75 162H76V161H75ZM89 162H87V163H89ZM92 162H93V161H92ZM92 162H91V163H92ZM96 162H97V161H96ZM98 162H99V161H98ZM101 162H102V161H101ZM104 162H107V161H105V159H104ZM110 162H111V161H110ZM112 162H114L113 166H115V165H116V164H115L116 160H115V161H112ZM112 162H111V163H112ZM121 162H122V161H121ZM135 162H136V160H135ZM155 162H157V161H155ZM16 163H18V162H16ZM25 163H27V162H25ZM30 163H31V162H29V165H30ZM36 163H37V162H36ZM48 163H49V162H48ZM56 163H59V160H57ZM99 163H100V162H99ZM111 163H110V164L106 163V164L109 166V165H111ZM119 163H120V162H119ZM119 163H118V164H119ZM122 163H123V162H122ZM124 163L121 164L120 166L124 165ZM127 163H126V164H127ZM129 163H130V161H129ZM159 163H160V162H158V164H159ZM7 164H9V163H7ZM7 164H6V165H7ZM27 164H28V163H27ZM38 164H39V163H38ZM49 164H50V163H49ZM53 164H54V166L56 165L55 163H53ZM92 164H93V163H92ZM97 164H98V163H97ZM97 164H96V165H97ZM106 164H103V162H102L101 165H97V166H99V168H100L101 166H103L102 170H103V169L105 170V169L108 167ZM118 164H117V166H118ZM126 164H125V165H126ZM142 164H143L144 166H143ZM153 164H157V163H153ZM153 164H152V168H153L154 166H155V167L158 166V165H157V166H156V165L153 166ZM1 165H2V162H1L0 166H1ZM12 165H13V164H12ZM33 165H34V164H33ZM41 165H42V163H41ZM43 165H44V164H43ZM46 165L49 166V165L47 164V162H46V164H45L44 166H46ZM74 165H77V163L74 164V161H73V166H74ZM82 165L85 166L84 163H82V164L79 163L77 166L79 167V166H82ZM104 165H106L107 167L105 166L106 168H104ZM125 165L123 166L124 168H125ZM130 165H131V164H130ZM134 165H135V163H134ZM149 165L147 166V169H150V168H151ZM161 165H160V166H161ZM2 166H3V168L5 167V166H4V163H3ZM47 166H46V167H47ZM50 166H51L50 169H51L52 167H54V166H52V164H51ZM64 166H65V165H64ZM64 166L62 165V167H64ZM77 166H74V171H73V170H72V161H71L70 166H69L70 168H69V167H68V169H66L67 167H66V168L64 167V168L67 170V172H68V170L70 169L71 171H73L74 174H75V172L79 171L80 173L77 172V173H78L77 176L79 175L80 178H81V173H83L86 169H87V170L89 169L88 171H91V173H89L90 175H91L92 173L96 172V171L98 172V170H97L96 168H94V170H96V171H93V168H92V169L89 168L90 166L87 168L88 164L86 165V168H83L84 171H83L82 169H79ZM117 166L115 167V168L117 169V171H118V170L122 171L121 168H123V167H120V166H119L120 168L118 167V168H119V169H118ZM126 166H127V165H126ZM6 167H7V166H6ZM14 167H15V165H14ZM14 167H13V169H14ZM17 167H18V166H17ZM26 167H27V166H26ZM34 167H35V168H40V171L37 170V169H34V171H37V172L39 171V173H42V172H41V167H40V165H37V166L35 165ZM34 167H32V168H34ZM46 167H45V168H46ZM62 167H61V165H60V168H61V169H63ZM110 167H111V166H110ZM110 167H109V168H110ZM128 167H129V165H128ZM128 167H127V168H128ZM148 167H150V168H148ZM158 167H159V166H158ZM158 167H157V169H153V170H155V171L157 170V171H158ZM163 167H164V165H163ZM163 167H162V169H163ZM0 168H1V167H0ZM3 168L0 169V172L3 170ZM15 168H16V167H15ZM32 168H30V169H32ZM45 168H44V169H45ZM47 168H48V167H47ZM47 168L45 169L46 172L50 170L49 168H48V170H47ZM55 168H56V170H57L58 167L55 166ZM60 168H58V170H59ZM76 168L79 169V170H77ZM124 168H123V170H124ZM166 168H167V167H166ZM18 169H19V167H18ZM25 169H26V168H25ZM25 169H24V170H25ZM30 169H29V171L32 172V170H30ZM42 169H43V168H42ZM52 169H53V168H52ZM52 169H51V170H52ZM65 169H63V170H65ZM111 169H114V168H111ZM116 169H115V170H116ZM129 169H130V168H129ZM129 169H128V170H129ZM147 169H146V170H147ZM160 169H161V167H160ZM160 169H159V170H160ZM14 170L16 171V169H14ZM21 170H22V169H20V171H21ZM27 170H28V168H27L25 171L27 172V175H29V172H28ZM56 170H55V171H56ZM63 170H62V171L59 170V171H61V173H62V172H64ZM66 170H65V172H66ZM70 170H69V171H70ZM75 170H77V171H75ZM99 170H100V171H99L98 173L100 174V175H99V177H100V176L102 175L101 173H103V172L101 171V168H100ZM104 170H103V171H104ZM115 170H112V171L114 172ZM163 170H165V169H163ZM3 171H4V170H3ZM10 171H12L11 173H13V170H11V168H10ZM15 171H14V172H15ZM17 171H19V170H17ZM22 171H23V170H22ZM22 171H21V172H22ZM42 171L44 172V170H42ZM92 171H93V172H92ZM105 171H106V170H105ZM105 171H104V172H105ZM112 171H110V172H112ZM147 171H148V173H149V171H152V169L147 170ZM4 172H5V171H4ZM7 172H8V171H7ZM51 172H52V171H51ZM65 172H64V173H65ZM86 172H87V171H86ZM107 172H109V171H107ZM113 172H112V173H113ZM115 172H116V171H115ZM115 172H114V173H115ZM158 172H159V171H158ZM8 173H9V172H8ZM15 173H16V172H15ZM15 173H14L13 175H15ZM34 173H36V172H34ZM39 173H37L38 175H36V177L33 176V177H34V182L37 181L36 179H38L37 176L39 177ZM48 173H49V172H48ZM61 173L59 174V172H58V174L60 175L59 177H61V178H59V177L57 178L56 176L53 177L52 173L50 174V175L52 176L53 179H55V177H56V181L54 180V181H55V182L53 183L54 185H52L53 188H54V186H56V187L58 186V185H56V183H59V186L62 185L63 188H64L66 185H68L69 182H71V183H70V185L66 186V188H64V190L62 189L63 192H64V193L62 192L63 194H62V193H59V192H61L62 190H58V189H55V188H54L55 190H58V191H57L58 195H56V196H57V199H54V198H55L54 196H53V199H54V200H59V198H61V197L63 196V198H65V200L63 201V199H62V201H61V199H60L59 202H60V204L63 203V202H65L67 198L64 197V194H65V195L67 194V193L65 192L66 190L69 191V190H68V187H69V186H70L69 188H71L72 190H74V189H76V188L78 187L77 190H76V192H77V193L80 192L79 194H80V196H81L82 199H83V195H84V194L81 195V191H82V193H83V192H86V188H87V186H91L90 183H92V182H90V181H87V180H88V179H87V176H88L87 174H88V172L85 174V175H87V176H86V179H87V180L84 179L85 176H82L84 180H81V179L79 178V182H80V180H81L82 182L86 181V182H88L89 185H88V184H87V186L85 185L86 188H85L84 185H82V186H84V187H83L82 189L80 188V190H79V185H80V183H82V182H80V183L77 182V184H76V183H75V179H76V178H73L74 181H72L71 178H69V177H71L72 175H71V176H67V174H65L66 177L69 178V180H68L69 182L67 183V180H66V178L64 177V174H63V178L65 179V181H64V179L62 178V174H61ZM70 173L72 174V172H68V175H69ZM114 173H113V175H114ZM152 173H153V171H152ZM156 173H157V172H154L153 174L156 175ZM1 174H2V176H1ZM1 174H0V178L2 177L4 180L7 179V176L9 175V174H8V175L6 176V178H5L4 175H3V174H5V173H1ZM6 174H7V173H6ZM16 174H17V173H16ZM24 174H25V172H24ZM31 174H32V173H30V176H32ZM45 174H46V173H45ZM105 174H107V173L105 172ZM110 174H111V173H109V177H108V174H107V177H108V178H110ZM143 174L145 175V173H143ZM143 174H142V175H143ZM11 175H12V174H11ZM11 175H10V180H7V181H11V182H9L11 185H9L8 182H7L6 185L3 184L4 182L2 183L4 186H6V188H7V187H8V188H11L10 186H13V184H15V183L12 184V182H14V181H12V179H13L14 176H11ZM19 175L22 176V173H20ZM94 175L97 176V177L94 178L95 181H97V180L100 181V185H98V186H102L101 184H103V185L105 184V186H107L106 183H109V181L107 182V180H110V179H107V177H105L106 175H105V176H104V174L102 175V176H104V178H102V180H103L102 182H103V183H101V177H100V179H98L99 177H98V174H97V173L92 174V176H94ZM127 175H128V174H126V176H127ZM130 175H129V176H130ZM144 175H143L142 177L139 175V176H140L139 178H141V179H143V178L146 179ZM148 175H149V174H148ZM151 175H152V174H151ZM151 175H150V176H151ZM23 176H24V175H23ZM23 176H22V177H23ZM30 176H29V177H30ZM44 176L47 177L48 174H47V175H44ZM44 176H43V174H41L39 178L42 177L41 179H43ZM74 176H75V175H74ZM116 176H117V175L115 174L114 177H116ZM8 177H9V176H8ZM11 177H12V178H11ZM25 177H27V176H25ZM29 177H28V178H29ZM72 177H73V176H72ZM137 177H138V176H137ZM155 177H158V175L155 176ZM155 177L153 176V179H154ZM16 178H17V177H16ZM16 178L14 177L15 180H17ZM23 178H24V177H23ZM23 178H19V177H18V180H19V179L23 180ZM35 178H36V179H35ZM50 178H51V177H50ZM105 178H106V179H105ZM118 178L120 179V177H117L116 179L113 178V181H114V180H117ZM127 178H128V176H127ZM127 178H125V179L127 180ZM130 178L132 179L133 177L130 176ZM139 178H137V179H139ZM148 178H150V177L148 176ZM165 178H166V177H165ZM3 179H2V181H3ZM8 179H9V178H8ZM14 179H13V180H14ZM24 179H25V178H24ZM31 179H32V177H31ZM31 179H30V181H29V179H27L28 182H27L26 180H25V181H26L28 184L30 183V184L32 185V188H34L35 190H39V189L37 188V186H35L37 189H36L35 187H33V186H34V185H33L34 182H33V184H32L31 181H33V179H32V180H31ZM41 179H39V182H40V183H41ZM45 179H46V181H45L46 183L42 180V181L44 182V183H41V184H43L42 186H40L39 183H38V181H37V183H38L37 185H39V186L41 187L40 192H41L42 189H44V191H45V189L48 188V187H46V186H48L47 184H49V183H47V181L49 180L48 182H50V180H51V179H49V177H47V178H45ZM47 179H48V180H47ZM53 179H52L51 181H53ZM59 179H60V180H59ZM61 179H63V180H61ZM77 179H78V178H77ZM77 179H76V180H77ZM128 179H129V178H128ZM137 179H136V180H137ZM151 179H152V178H151ZM21 180H19V181H21ZM58 180H59V181H62V182H61V185H60V182H58ZM70 180H71V181H70ZM89 180H90V178H89ZM105 180H106V181H105ZM146 180H147V179H146ZM148 180H150V179H148ZM148 180H147V182H148ZM157 180H158V178L156 179V181H157ZM0 181H1V180H0ZM63 181H64V183H63ZM77 181H78V180H77ZM91 181H92V180H91ZM95 181H93V182H95ZM104 181H105L106 183H105ZM138 181H139V182H138ZM144 181H145V180H144ZM144 181H142V180L140 181V179L137 180L138 183H136V184L138 185V189H139V187H140L141 185L144 186V184H143ZM153 181H154V180H153ZM26 182H24V183H26ZM65 182H66L67 184H65ZM72 182L74 183L73 185H77L76 188H75V187L72 188V186H73V185H72ZM86 182H84V183L86 184ZM89 182H90V183H89ZM97 182H98V181H97ZM111 182H112V179H111L110 183H111ZM114 182H116V181H114ZM140 182H142V183H140ZM149 182H151V181H149ZM157 182H158V181H157ZM163 182H164V180H163ZM5 183H6V180H5ZM16 183L18 184V181H16ZM27 183H26V185H27ZM152 183H154V182H152ZM158 183H159V182H158ZM160 183H161V182H160ZM2 184H0V188H1L0 190L2 191V192L0 193V195H1V194L3 195V194L5 193V192L3 191L4 189L2 188V186H3ZM17 184H15V186H16V187H14L15 189H14V188H13V189L11 188V189H12V190H16L17 192H20V190H21L22 188H26V187H27V186L23 187V185H22V188H21V189H20V188L18 189V188H17V187H18ZM21 184H23V181H22V183L20 182V185H21ZM45 184H46V185H45ZM51 184H52V183L49 184L50 186H49V189H48V194H49V192H50V193L52 192V193L54 194V192H53L54 190L52 191V188H50V187H51ZM82 184H83V183H82ZM94 184H95V183H94ZM94 184H93L91 187H94V186H95L94 188H96L97 185H94ZM98 184H99V182H98ZM147 184H148V183H147ZM156 184H157V183H156ZM161 184H163V183H161ZM1 185H2V186H1ZM18 185H19V184H18ZM44 185H45V187H43ZM64 185H65V186H64ZM139 185H140V186H139ZM59 186H58V187H59ZM62 186L60 187V189L62 188ZM80 186H81V185H80ZM145 186H146V182H145ZM149 186H150V185H149ZM160 186L162 187L163 185H160ZM19 187H20V186H19ZM30 187H31V186H30ZM30 187H27L26 190H25V189H24V190L27 192L28 189H30ZM40 187H39V188H40ZM141 187H142V186H141ZM158 187H159V186H158ZM8 188H7V192H8L9 190L12 191L11 189L8 190ZM16 188H17L19 191H18ZM32 188H31V189H32ZM146 188H147V187H145V189H144V188L142 187L141 189H144V190H141V189H139V190H141V191L143 192V191L147 190ZM31 189H30V191H31L30 194L33 195V194H32V190H33V189H32V190H31ZM65 189H66V190H65ZM83 189H85V190H83ZM35 190H34L33 192H35ZM78 190H79V191H78ZM139 190L137 191L138 194H139V195H137V196H139V198H140V195H141V194L144 195L146 192L141 193V191L139 192ZM162 190H163V188H162ZM21 191H22V190H21ZM42 191H43V190H42ZM44 191H43V192H44ZM7 192H6V194H4V197H5V195H8ZM14 192H15V191H14ZM23 192H24V191H22V193H23ZM137 192H136V193H137ZM147 192H148V191H147ZM9 193H10V192H9ZM20 193H21V192H20ZM20 193H19V194H20ZM28 193H29V192H28ZM36 193H39V192H36ZM73 193H75V192L73 191ZM77 193H75L74 195L77 196V195H76ZM149 193H150V192H149ZM10 194H11V195H10L11 197L14 195L13 192L10 193ZM15 194H16V193H15ZM19 194H18V195H19ZM24 194H25V192L22 194V197H24V196H23ZM30 194H28V195H30ZM40 194H41V193H40ZM59 194H60V195H59ZM61 194H62V195H61ZM79 194H78V195H79ZM147 194H148V193H147ZM2 195H1V196H2ZM37 195H38V194H37ZM49 195H50V194H49ZM49 195H48V197L45 195V196H46V200H45V197H44L43 200H42V198H40V199L42 200V203H43L44 200H45L44 202L47 203V200H48L47 198L50 197V200L48 201V203L51 204V196H52V194H51V196H49ZM71 195H72V194H71ZM71 195H68V196L71 197ZM74 195L72 196L73 198L75 197ZM149 195H151V194H149ZM149 195H147V196L149 197ZM34 196H35V195H34ZM34 196H32L33 200L37 198V196H35V198H34ZM58 196H61V197H58ZM66 196H67V195H66ZM145 196H146V195H145ZM145 196H144V198H145ZM2 197H3V196H2ZM15 197H16V196L14 195V197H12V199L14 200ZM17 197H20V196H17ZM17 197H16V198H17ZM25 197H26V196H25ZM70 197H68V198H70ZM9 198H10V197H9ZM79 198H80V197H79ZM79 198L75 197V198H74V199H76V201L74 200L75 202H74L73 199H72V204H73V202H74V204H75V203L77 204V201L80 203V201L77 200V199H79ZM141 198L144 199L142 195H141ZM1 199H2V198H1ZM40 199H39V200H40ZM80 199H81V198H80ZM2 200H3V199H2ZM10 200H11V198H10ZM39 200H36V201H39ZM69 200H70V199H69ZM147 200H148V198H147ZM8 201H9V200H8ZM52 201H53V200H52ZM82 201H83V200H81V202H82ZM138 201H139V200H137V202H138ZM11 202H12V200H11ZM13 202H14V201H13ZM30 202H31V203H34L35 200H34V201H30ZM59 202L57 201L56 204H59ZM69 202H70V201H69ZM35 203H36V202H35ZM40 203H41V201H40ZM66 203L68 204V200H67ZM66 203H64V204H62V205H59L58 208L56 207L57 205L55 206V203H53V206H55V208H57V209H55V210H56V211L58 210L57 212L59 213V211H60V212L62 211V210H60V209H62V207H63ZM79 203H78V204H79ZM8 204L11 206V203H10V202H8ZM14 204H15V203H14ZM29 204H30V203H29ZM37 204H38V203H37ZM67 204H66V205H67ZM69 204H70V203H69ZM78 204H77V205H78ZM80 204H81V203H80ZM80 204H79V205H80ZM27 205H28V204H27ZM32 205H33V204H32ZM32 205H30V206H32ZM66 205H65V207L67 208L68 211H69V210L72 208V206H73V205L71 206V204H70V206H71V208H70V206L68 205L69 208H70V209H68V206H66ZM77 205H74L73 207H75V206H76V207H79V205H78V206H77ZM33 206H34V205H33ZM33 206H32L31 208H33ZM35 206H36V204H35ZM60 206H62V207H60ZM51 207H52V206H51ZM59 207H60V208H59ZM124 207H125V206H124ZM126 207H127V205H126ZM63 209H65V208H63ZM51 210L54 212V208H52ZM67 210H66V211H65V210L62 211L64 215L66 214V212H68ZM126 210H127V209H126ZM49 211H50V210H49ZM49 211H48V212H49ZM56 211H55V212H56ZM160 211H161V210H160ZM160 211H159V212H160ZM48 212H47V215L49 214L50 218H52V216H53L54 214H53L52 216H51V214H52L53 212H51V213H50V212L48 213ZM64 212H65V213H64ZM70 212L73 213V210L69 211L68 213L71 214ZM124 212H125V211H124ZM159 212H158V213H159ZM68 213H67V214H68ZM59 214H60V213H59ZM61 214H62V213H61ZM69 214H68V215H69ZM160 214L162 215V213H160ZM64 215H63V216H64ZM68 215H66L67 218H69V216H70V215H69V216H68ZM66 216H65V217H66ZM157 216H158V214H157ZM160 217H161V216H160ZM163 217H164V216H163ZM48 218H49V217H48ZM164 218H165V217H164ZM164 218H163V219H164ZM17 219H18V218H17ZM165 219H166V218H165ZM165 219H164V220H165ZM118 220H119V219H118ZM153 220H156V219L154 218ZM158 220H159V219H158ZM160 221H161V220H160ZM166 222H167V221H166ZM161 223H163V220H162ZM164 223H165V221H164ZM119 225H120V223H119ZM19 226H21L20 221H19ZM192 228H193V227H192ZM192 228H191V230H192ZM8 242H9V241H6V242H5V243L7 244V245L5 244V247L7 246V248H4V247H3V248L1 249L2 251L4 250L3 253H5V255L7 254V255H6L7 258H8V256H10L9 254L14 250V249L11 248L12 246H10L11 243H10V242L8 243ZM8 246L12 249L11 252H10V250H9L10 248H9ZM6 249L9 251V253H8V251H6ZM5 251H6V252H5ZM19 251L21 252V250H18V252H19ZM89 251H90V250H89ZM20 252H19V253H20ZM92 252H93V251H92ZM95 252H96V251H95ZM14 253H15V251H14ZM87 253H88V252H87ZM87 253H86V254H87ZM89 253H91V251H90ZM93 253H94V252H93ZM93 253H91V254H92V258H94V260L92 259V261H93V263H94V262L97 263V262H98V259H97V258H100V257H97V258H96V259H97V262H96L95 257H93ZM96 253H97V252H96ZM0 254H1V253H0ZM11 254H12V257L15 256V254H13V252H12ZM94 254H95V253H94ZM3 255H4V254H3ZM3 255H2V254L0 255V256L2 257V259H1V257H0V260H2V261H0V264H1L2 262H4V261H5L4 264H7L8 262H10V261L12 260V257H9V259H11V260H8V259H7L8 262H7L5 259L3 260V257H4ZM20 255H21V254H20ZM20 255H19V256H20ZM88 255H90V254H88ZM95 255H96V254H95ZM97 256H98V255H97ZM85 257H86V256H85ZM89 257H90V256H88V258H87V257H86V258L90 260L91 257H90V258H89ZM5 258H6V257H5ZM83 259H84V258H83ZM159 259H160V258H159ZM85 260H86V259H85ZM85 260H84V261H85ZM85 262H87V261H85ZM82 263H83V261H82ZM87 263H89V262H87ZM93 263H92V264H93ZM95 263H94V264H95ZM2 264H3V263H2ZM97 264H98V263H97Z\"/></svg>",
  "mask_w": 264,
  "mask_h": 264
}]
</instances>
